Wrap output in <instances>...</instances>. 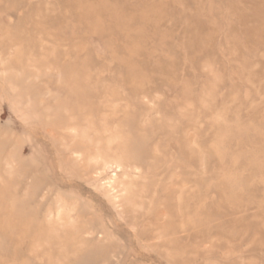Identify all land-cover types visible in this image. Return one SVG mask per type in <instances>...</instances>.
Segmentation results:
<instances>
[{"label":"rangeland","instance_id":"obj_1","mask_svg":"<svg viewBox=\"0 0 264 264\" xmlns=\"http://www.w3.org/2000/svg\"><path fill=\"white\" fill-rule=\"evenodd\" d=\"M0 264H264V0H0Z\"/></svg>","mask_w":264,"mask_h":264}]
</instances>
